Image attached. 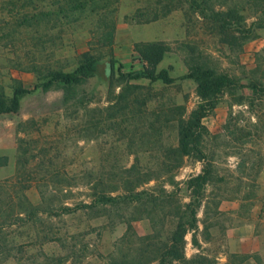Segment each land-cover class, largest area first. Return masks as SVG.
<instances>
[{"label": "rangeland", "instance_id": "rangeland-1", "mask_svg": "<svg viewBox=\"0 0 264 264\" xmlns=\"http://www.w3.org/2000/svg\"><path fill=\"white\" fill-rule=\"evenodd\" d=\"M56 1L0 0V92L10 100L17 87L33 89L21 95L18 113H0V264H113L131 256L139 236L156 231L160 244L172 237L178 217L149 199L169 200L174 212L191 200L186 182L204 165L212 179L198 210L199 229L186 235L187 257L264 264V249L248 255L231 250L236 222L253 221L255 209L264 210V0H245L246 22L229 36L184 0L167 16L142 24L131 17L146 0H113L117 31L111 46L98 41L101 29L90 19L34 17L56 9ZM155 40L170 43L159 68L171 67L176 80H132L140 87L127 115L113 118L108 108L121 87L117 78H108L106 65L78 87L84 104H61L60 85L47 92L34 88L51 70L75 69L88 52L103 61L112 52L125 69H137L135 42ZM193 56L229 73L236 85L204 119L210 130L202 146L206 159L192 154L179 168L172 161L167 173L168 152L179 145V118H188L199 101L197 83L182 78ZM254 82L258 91L250 86ZM133 164L136 170L128 173ZM145 173L156 178L138 187L151 195L144 204L80 208L96 190L113 192L121 185L113 193L125 192L120 178ZM26 196L41 207L39 215L17 214ZM64 205L74 210L64 212ZM129 222L135 230L131 247L119 243Z\"/></svg>", "mask_w": 264, "mask_h": 264}, {"label": "trees", "instance_id": "trees-1", "mask_svg": "<svg viewBox=\"0 0 264 264\" xmlns=\"http://www.w3.org/2000/svg\"><path fill=\"white\" fill-rule=\"evenodd\" d=\"M143 7H139L131 19L138 23H149L159 18L167 16L171 13L179 3L183 0H146ZM60 3L56 9L42 11L40 14L34 15L38 20L53 21V19L66 20L68 23L79 21L81 19H90L95 22L97 28L101 29L98 41L103 45L111 46L115 41L117 31L116 16L110 11L113 0H57ZM154 2L155 4H153ZM192 10L199 12L204 18H209L221 30V33L229 36L233 28H238L240 24H245L246 10L245 0H184ZM249 1H246L248 4ZM217 4L221 5L217 9ZM224 6H227L226 8ZM24 21H29L24 19ZM238 24L237 27H233ZM239 26V27H238ZM243 31V30H242ZM172 47L165 40L155 41H138L134 44L136 59L140 62L137 69H125V65L121 63L111 52L110 58L103 61V56L94 53H84L79 65L70 71L51 70L41 81L35 85V89L42 87L47 92L54 86L60 85L64 89V94L60 99V103L67 105L71 102L83 103L78 96V87L85 84L91 77H95L101 73V69L106 65V73L108 78L118 80L121 87L120 92L115 97V102L111 103L108 108L113 109L112 117L116 118L121 115H127L132 111L131 102L135 88L139 85L132 84V80L148 79L150 82L161 81L164 84H172L176 78L171 74V67L159 68L160 64L166 59ZM184 79H193L197 83L196 92L199 97L197 106L192 110L188 118H179V145L170 150L168 159L164 162L165 171L168 173L172 169L171 162L174 161V168L183 165L184 159L189 155H196L200 160L206 159L205 151L202 149L205 136L210 134L209 128L205 125L204 119L209 116L218 106L221 97L232 90L236 85L235 79L227 72L216 69L208 61L202 57H192L189 64V72L183 75ZM250 86L254 91L259 90L256 82ZM33 89L25 87H17L10 100L4 93L0 92V113H18L21 105V95L32 92ZM84 104V103H83ZM87 108L86 106H84ZM83 107V108H84ZM182 108V107H181ZM173 158V159H172ZM136 170V164L127 169L128 173ZM156 177L147 175L141 178L136 174L133 178H120V182H124L125 192L113 193L120 190V186L115 188L113 192L92 193V200L84 202L80 208H96L100 205L115 206L121 203L127 206L138 207L140 203H145L146 191H138V187L144 185ZM212 179V171L208 165H204L202 171L197 175L190 177L186 185L190 190L191 200L185 204H180L173 212L171 210V202L169 200H160L151 195L149 202L170 208L169 212L178 217L177 228L172 237L162 241L160 244L155 242L156 231L151 235L139 236V245L132 246L133 253L124 254L121 259H114L113 264H213L209 259L188 258L186 255V235L189 231L196 232L199 229L198 210L202 207L205 200L206 186ZM175 182L172 176L170 181ZM98 183L94 187L97 188ZM165 191V190H164ZM129 192V193H128ZM26 200L20 204V216L39 215L41 207L34 205L26 196ZM145 201V202H144ZM27 202V205L24 204ZM64 212H71L74 208L64 205ZM31 213V214H29ZM25 214V215H22ZM127 232L121 237L119 243L121 245L129 244L131 247V237L135 234L132 222L128 223ZM206 228V227H205ZM2 228H0V231ZM44 238L51 240L50 233L43 231ZM51 238V239H50ZM195 243H198L194 237ZM3 242L0 240V253L3 250ZM6 246V245H5ZM121 246H119L120 249ZM5 248V247H4Z\"/></svg>", "mask_w": 264, "mask_h": 264}, {"label": "crops", "instance_id": "crops-1", "mask_svg": "<svg viewBox=\"0 0 264 264\" xmlns=\"http://www.w3.org/2000/svg\"><path fill=\"white\" fill-rule=\"evenodd\" d=\"M231 231V241L236 247V249H231L232 252L248 255L264 249V210L255 209L253 221H237Z\"/></svg>", "mask_w": 264, "mask_h": 264}]
</instances>
